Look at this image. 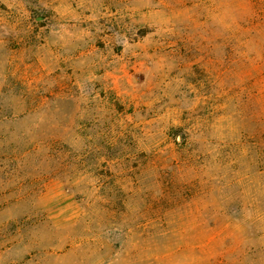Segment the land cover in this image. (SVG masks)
I'll use <instances>...</instances> for the list:
<instances>
[{
	"label": "rangeland",
	"instance_id": "rangeland-1",
	"mask_svg": "<svg viewBox=\"0 0 264 264\" xmlns=\"http://www.w3.org/2000/svg\"><path fill=\"white\" fill-rule=\"evenodd\" d=\"M0 264H264V0H0Z\"/></svg>",
	"mask_w": 264,
	"mask_h": 264
}]
</instances>
